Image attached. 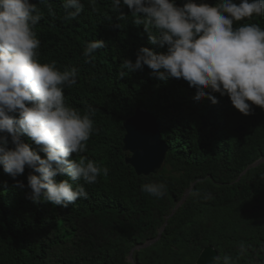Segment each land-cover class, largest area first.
I'll return each mask as SVG.
<instances>
[{
  "label": "trees",
  "instance_id": "1",
  "mask_svg": "<svg viewBox=\"0 0 264 264\" xmlns=\"http://www.w3.org/2000/svg\"><path fill=\"white\" fill-rule=\"evenodd\" d=\"M29 2L42 16L33 29L40 40L39 62L55 61L61 72L77 69V83L64 87L65 103L81 115L95 109V131L80 155L107 167L109 174L91 185L72 182L74 188L84 187L88 198L64 207L43 198L33 203L27 177L35 173L26 167L14 180L0 165V264H131L132 248L155 239L164 223L155 243L133 251V262L195 264L212 246L214 264H225V257L227 264H264V162L241 175L264 158V110L250 105L251 114L244 116L227 95L210 88L205 89L209 95L196 100V89L182 78L161 81L146 65L134 72L124 69L122 62L134 64L141 48L157 54L167 48L149 43L123 0V19L113 0H80V15L67 20L66 0ZM185 2L175 0L180 7ZM193 2L215 6L218 0ZM243 24L264 30V15L234 22V28ZM94 40L106 46L87 63L83 53ZM135 108L156 118L168 147L161 169L148 176L136 175L122 151L123 122ZM20 139L46 158L27 135ZM146 184L165 185V194L157 198L142 191Z\"/></svg>",
  "mask_w": 264,
  "mask_h": 264
},
{
  "label": "clouds",
  "instance_id": "2",
  "mask_svg": "<svg viewBox=\"0 0 264 264\" xmlns=\"http://www.w3.org/2000/svg\"><path fill=\"white\" fill-rule=\"evenodd\" d=\"M120 5L121 0H113L120 12L118 19H123ZM123 5L137 17L134 22L143 26L151 45L167 48L159 54L141 48L134 64L122 62L128 72L146 65L161 81L182 78L196 89V100L209 95L205 89L210 88L227 95L244 116L251 114L250 105L264 110V30L256 24L234 28V22L264 15V0H218L215 6L187 0L182 7L175 0H123ZM63 7L66 20L75 19L83 10L80 0H66ZM41 19L29 0H0V134H6L0 135V165L14 180L26 167L35 173L27 177L28 198L33 203L43 198L67 207L88 198L84 187L74 188L72 182L95 184L109 169L80 155L95 131L91 118L95 109L88 108L81 115L65 103L64 87L77 83V69L61 72L55 61L39 62L40 40L33 29ZM105 46L103 40L87 43L86 62L91 63L93 54ZM118 75L123 79L126 73ZM210 99L217 103L214 96ZM21 134L46 158L23 143ZM73 154L80 158L72 159ZM58 175L67 179L57 182ZM15 186L24 187L20 182ZM142 191L159 198L165 194V185L146 184Z\"/></svg>",
  "mask_w": 264,
  "mask_h": 264
},
{
  "label": "water",
  "instance_id": "3",
  "mask_svg": "<svg viewBox=\"0 0 264 264\" xmlns=\"http://www.w3.org/2000/svg\"><path fill=\"white\" fill-rule=\"evenodd\" d=\"M123 129L125 133L122 151L125 154V164L129 165L138 176H148L157 173L164 163L168 147L161 137L156 118L144 109L135 108L133 115L123 122ZM263 162L264 158L258 159L248 166L241 175L249 168L256 167ZM189 191L187 190L184 193L183 197L172 209L171 214L184 202ZM164 226L165 223L159 229L155 239L133 247L127 261L131 264H136L132 260L133 251L146 248L155 243L160 238ZM216 256V250L212 246H207L200 252L195 264H214Z\"/></svg>",
  "mask_w": 264,
  "mask_h": 264
}]
</instances>
